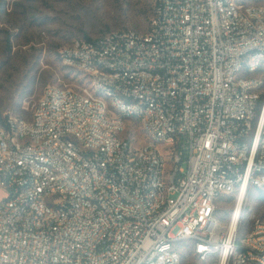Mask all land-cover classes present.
Here are the masks:
<instances>
[{
  "label": "built area",
  "instance_id": "1",
  "mask_svg": "<svg viewBox=\"0 0 264 264\" xmlns=\"http://www.w3.org/2000/svg\"><path fill=\"white\" fill-rule=\"evenodd\" d=\"M58 54L88 84L48 85L29 119L0 123V264H180L184 241L264 264V219L237 238L264 189V4L155 0L146 31Z\"/></svg>",
  "mask_w": 264,
  "mask_h": 264
},
{
  "label": "rangeland",
  "instance_id": "2",
  "mask_svg": "<svg viewBox=\"0 0 264 264\" xmlns=\"http://www.w3.org/2000/svg\"><path fill=\"white\" fill-rule=\"evenodd\" d=\"M264 4V0H246ZM155 0H0V116L29 119L33 104L48 85L77 88L86 77L66 66L58 51L73 39H89L132 28L146 31ZM263 80L264 64L256 72ZM138 134L137 130L134 131ZM4 191L0 188V198ZM234 194L215 203V216L227 222ZM264 219V189L249 188L237 238L251 229V217ZM224 217V218H223ZM180 264H217L214 256L201 259L188 242H179Z\"/></svg>",
  "mask_w": 264,
  "mask_h": 264
},
{
  "label": "bare ground",
  "instance_id": "3",
  "mask_svg": "<svg viewBox=\"0 0 264 264\" xmlns=\"http://www.w3.org/2000/svg\"><path fill=\"white\" fill-rule=\"evenodd\" d=\"M241 199H242V196H240V198H239V200H238V206L240 205V203H241ZM237 206V207H238ZM236 217H237V214H234V217H233V222L236 220Z\"/></svg>",
  "mask_w": 264,
  "mask_h": 264
},
{
  "label": "trees",
  "instance_id": "4",
  "mask_svg": "<svg viewBox=\"0 0 264 264\" xmlns=\"http://www.w3.org/2000/svg\"><path fill=\"white\" fill-rule=\"evenodd\" d=\"M85 39H86V40H89L88 37H86ZM3 122H4V118H1V116H0V123H3ZM248 190H249V188H248ZM248 190H247V191H248ZM223 218H224V217H223Z\"/></svg>",
  "mask_w": 264,
  "mask_h": 264
}]
</instances>
